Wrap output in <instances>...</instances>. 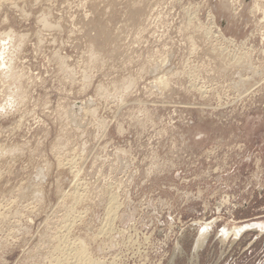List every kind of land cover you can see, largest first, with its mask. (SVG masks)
<instances>
[{"label": "rangeland", "instance_id": "obj_1", "mask_svg": "<svg viewBox=\"0 0 264 264\" xmlns=\"http://www.w3.org/2000/svg\"><path fill=\"white\" fill-rule=\"evenodd\" d=\"M0 264H264V0H0Z\"/></svg>", "mask_w": 264, "mask_h": 264}, {"label": "flooded vegetation", "instance_id": "obj_2", "mask_svg": "<svg viewBox=\"0 0 264 264\" xmlns=\"http://www.w3.org/2000/svg\"><path fill=\"white\" fill-rule=\"evenodd\" d=\"M251 227L250 225L244 226V227H239V228H234L232 230H224L226 231V234L228 233H234L236 236H238L240 234L241 231H244L245 229ZM206 238V235H203L202 237H200L201 242H203V240Z\"/></svg>", "mask_w": 264, "mask_h": 264}, {"label": "bare ground", "instance_id": "obj_3", "mask_svg": "<svg viewBox=\"0 0 264 264\" xmlns=\"http://www.w3.org/2000/svg\"><path fill=\"white\" fill-rule=\"evenodd\" d=\"M81 251V252H80ZM80 251H79V253H82L83 255L85 254L84 252H85V250H84V248H82V250L80 249ZM81 255V254H80ZM82 256V255H81ZM88 256V255H87Z\"/></svg>", "mask_w": 264, "mask_h": 264}]
</instances>
